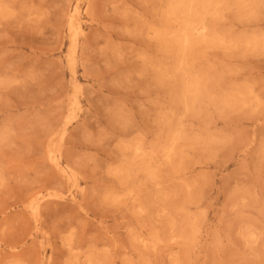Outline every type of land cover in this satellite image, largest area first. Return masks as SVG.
<instances>
[{"label": "rangeland", "instance_id": "374dc122", "mask_svg": "<svg viewBox=\"0 0 264 264\" xmlns=\"http://www.w3.org/2000/svg\"><path fill=\"white\" fill-rule=\"evenodd\" d=\"M0 264H264V0H0Z\"/></svg>", "mask_w": 264, "mask_h": 264}]
</instances>
